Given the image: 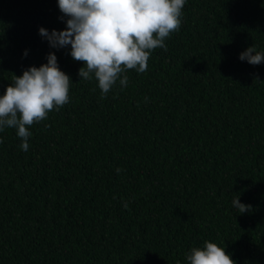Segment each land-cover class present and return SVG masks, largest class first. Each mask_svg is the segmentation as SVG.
I'll return each instance as SVG.
<instances>
[{
  "label": "trees",
  "instance_id": "trees-1",
  "mask_svg": "<svg viewBox=\"0 0 264 264\" xmlns=\"http://www.w3.org/2000/svg\"><path fill=\"white\" fill-rule=\"evenodd\" d=\"M182 12L167 51L101 99L71 46L39 34L66 29L57 0H0V95L50 52L72 81L69 103L29 128L28 151L0 132V264H188L204 241L264 264V62L239 59L264 53V0Z\"/></svg>",
  "mask_w": 264,
  "mask_h": 264
},
{
  "label": "clouds",
  "instance_id": "clouds-1",
  "mask_svg": "<svg viewBox=\"0 0 264 264\" xmlns=\"http://www.w3.org/2000/svg\"><path fill=\"white\" fill-rule=\"evenodd\" d=\"M57 3L67 17L66 29L49 33L41 27L39 34L52 48L70 45L72 59L83 64L78 71L80 80L95 78L104 99L117 81L122 88L127 86V71L146 72L153 50L167 51L165 41L179 32L186 0H57ZM239 59L259 65L264 62V53L251 46ZM71 83L52 52L47 55L46 64L14 75L13 82L0 95V132L14 128L22 140L20 148L28 151L32 135L29 128L69 103ZM116 171L119 174L122 169ZM232 203L240 214L251 210L238 197ZM124 207L128 204L124 203ZM186 259L188 264H236L224 248L210 241H204L203 247H193Z\"/></svg>",
  "mask_w": 264,
  "mask_h": 264
}]
</instances>
